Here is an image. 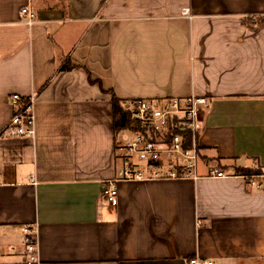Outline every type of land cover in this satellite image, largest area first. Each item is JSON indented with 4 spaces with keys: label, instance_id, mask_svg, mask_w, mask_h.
I'll return each mask as SVG.
<instances>
[{
    "label": "crops",
    "instance_id": "1",
    "mask_svg": "<svg viewBox=\"0 0 264 264\" xmlns=\"http://www.w3.org/2000/svg\"><path fill=\"white\" fill-rule=\"evenodd\" d=\"M111 94L208 98L197 177L119 181L107 204L134 130ZM13 96L33 97L32 137L2 134ZM260 169L264 0H0V264H28L24 227L36 264H264V179L241 177Z\"/></svg>",
    "mask_w": 264,
    "mask_h": 264
},
{
    "label": "built area",
    "instance_id": "2",
    "mask_svg": "<svg viewBox=\"0 0 264 264\" xmlns=\"http://www.w3.org/2000/svg\"><path fill=\"white\" fill-rule=\"evenodd\" d=\"M26 23L34 21V13L21 9ZM185 12V11H184ZM14 108L2 134L14 138H28L34 135L33 97L10 99ZM210 104L206 97L188 96L169 98L160 102L135 100L126 109L137 124L127 141L114 147V154L120 166L114 179L102 186V198L109 205L117 201L116 183L119 181H144L154 179L196 178L199 161L197 135L200 129L201 113ZM189 138V139H188ZM211 176L225 178L227 175L214 168ZM230 176H236L234 174ZM251 188H263L264 169L255 175L241 176ZM23 243L27 263L36 264L37 245L34 232L23 228ZM189 264H212L192 259Z\"/></svg>",
    "mask_w": 264,
    "mask_h": 264
},
{
    "label": "trees",
    "instance_id": "3",
    "mask_svg": "<svg viewBox=\"0 0 264 264\" xmlns=\"http://www.w3.org/2000/svg\"><path fill=\"white\" fill-rule=\"evenodd\" d=\"M64 69L68 70L70 67H65ZM111 104L112 112L114 119L118 118V121L114 122V128L116 130H121L125 128L135 129L137 124L131 118V115L128 111H124L120 106V101L111 94ZM189 139V138H188Z\"/></svg>",
    "mask_w": 264,
    "mask_h": 264
},
{
    "label": "rangeland",
    "instance_id": "4",
    "mask_svg": "<svg viewBox=\"0 0 264 264\" xmlns=\"http://www.w3.org/2000/svg\"><path fill=\"white\" fill-rule=\"evenodd\" d=\"M23 246H24V250H25V245H24V243H23Z\"/></svg>",
    "mask_w": 264,
    "mask_h": 264
}]
</instances>
